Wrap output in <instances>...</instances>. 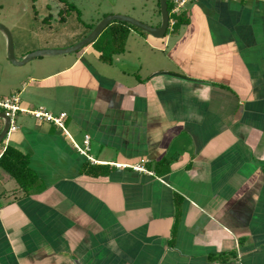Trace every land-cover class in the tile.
<instances>
[{
	"label": "crops",
	"instance_id": "obj_1",
	"mask_svg": "<svg viewBox=\"0 0 264 264\" xmlns=\"http://www.w3.org/2000/svg\"><path fill=\"white\" fill-rule=\"evenodd\" d=\"M31 16L20 61L47 48L22 44L53 19ZM181 18L168 39L138 35L135 65L131 46L109 64L90 45L0 88L67 115L22 113L3 141L19 177L0 162V264H264V0H193Z\"/></svg>",
	"mask_w": 264,
	"mask_h": 264
},
{
	"label": "rangeland",
	"instance_id": "obj_2",
	"mask_svg": "<svg viewBox=\"0 0 264 264\" xmlns=\"http://www.w3.org/2000/svg\"><path fill=\"white\" fill-rule=\"evenodd\" d=\"M156 5H157V0H116V4H113L112 0H0V25L6 27L12 34L14 38V45L16 51V49L19 47V40H20L17 27L22 26L24 24L23 18H28L31 15L35 16L36 14H38V16L39 15L44 16L52 13V18H53L52 20H48L45 23L41 21L39 23V26L41 27L39 28V31H37V28L35 27L36 26L35 22L29 23V25H32V27L29 30L31 36L25 34L27 36L21 38L22 44L25 43L27 44V46H30L32 42V45L39 44L40 46L47 47L44 49H58L55 48L57 47L58 44L63 45L65 44V42L66 44L68 42L69 45H71L68 46V48H70L77 45L79 43L78 40L80 38V37L76 38L74 36L75 39H73L72 35H75L76 33L78 35V33L80 34L81 32L82 33L85 32L86 27H89V25L96 26L101 20H103L107 16H111V15L125 16L140 21L144 24L146 23L151 26L156 25V22L159 21V19L156 16L154 17L155 15L154 8ZM169 5L170 8H172L171 2H169ZM64 6L65 9H63ZM61 9H63V11H61ZM62 16L63 19H61ZM180 17H182V15L177 17L172 16V18H176V21H178L177 19H179ZM130 27H131V33L134 32L137 33V35L133 33V35L127 36L124 35L123 33L122 34L120 33L118 41L120 42L119 44L121 47L119 46L118 49L121 48L124 49L125 46L126 47L131 46L132 49L134 48L135 50L134 49L132 50L133 51L132 57L129 56L127 57V59L120 57V60L129 61L130 64L135 65L138 62L137 56H139L140 54L137 47L138 44L137 42L140 41L138 35L140 34L141 36L146 38L147 34L143 33L141 30L137 28H134L132 26ZM177 27L174 26L172 29L174 31H177L178 30ZM33 29L37 31L34 37L32 36L33 33H35ZM170 34L171 32L169 31L165 39H168ZM160 42H164V41L161 40ZM139 46H140L139 49H141L142 44ZM98 47L99 45L96 47V50L98 51V53H100ZM63 49H67V48H63ZM96 50L95 49L94 51L92 50L95 55L97 54ZM112 50H114V45L109 47V49H105L103 53L107 56H110ZM5 55L7 57V39L4 36V34L0 32V80H1L0 88L1 89H3L4 86H6L5 84L12 85V84H16L17 82L19 84V82L28 79V77L30 76H35L37 78H40L41 76L50 73L52 69L56 68V64L58 63L57 58L60 57V56H49V57L36 59L30 62L28 65L22 68L20 67L22 69L21 72H23L24 74L23 78L20 77V79L18 80L13 79L15 81H12L10 77L4 78V80H2L3 77L6 76L2 72L5 70L7 71V73H9L11 69L12 70L15 69L16 71H19L20 69L17 70L19 67L16 68L13 65H12L13 67H11V65H9V63H7L6 60L4 59ZM113 61L116 62L117 57H114ZM0 112H4V110L0 108ZM21 116L22 113H18V115L15 117L18 127H20L19 125L21 124V120H19Z\"/></svg>",
	"mask_w": 264,
	"mask_h": 264
},
{
	"label": "water",
	"instance_id": "obj_3",
	"mask_svg": "<svg viewBox=\"0 0 264 264\" xmlns=\"http://www.w3.org/2000/svg\"><path fill=\"white\" fill-rule=\"evenodd\" d=\"M159 9H160V25L159 26H151L148 24H144L140 21L132 19L130 17L125 16H117L111 15L107 16L103 20H101L91 31V33L77 45L67 48V49H44L38 50L28 54L23 60H18L15 55V45L14 38L10 31L0 25V32L4 34L7 39V59L13 66L16 67H24L28 65L30 62L44 57L49 56H65L72 55L78 52H81L86 47L92 45L97 39L103 34V32L108 28V26L112 23H124L128 24L134 28L141 30L142 32L156 38V39H164L169 32V21H170V12L168 0H159ZM156 75H164L171 76L172 74L163 72L158 73ZM0 120L4 122V127L2 132L0 133V145L5 140L7 133L10 129L11 120L10 117L5 112H0ZM76 264H81L78 260H75Z\"/></svg>",
	"mask_w": 264,
	"mask_h": 264
},
{
	"label": "built area",
	"instance_id": "obj_4",
	"mask_svg": "<svg viewBox=\"0 0 264 264\" xmlns=\"http://www.w3.org/2000/svg\"><path fill=\"white\" fill-rule=\"evenodd\" d=\"M192 1L193 0H171L172 8L171 11L169 10V31L176 25V21L171 19V16H180L181 14H183L186 10V6ZM0 108L4 110V112L10 117L11 120L10 129L7 133V136H9L11 133L16 132L19 129V127L15 123V117L18 115V113L30 114L39 122L53 123L59 128L64 127V121L67 117L65 113H62L59 116L55 117L50 114L45 108H40L34 111L25 110L20 106V99L16 95L5 101H0ZM7 136L5 138H7ZM3 146L4 145L2 143L0 146V156L6 149V146ZM89 150V138H86L85 148H78V152L84 156H87ZM89 159L91 160V158ZM134 169L138 172L143 170L140 166H135Z\"/></svg>",
	"mask_w": 264,
	"mask_h": 264
},
{
	"label": "trees",
	"instance_id": "obj_5",
	"mask_svg": "<svg viewBox=\"0 0 264 264\" xmlns=\"http://www.w3.org/2000/svg\"><path fill=\"white\" fill-rule=\"evenodd\" d=\"M169 2H171V0H168V5ZM159 5V4H158ZM169 10L171 11L170 5H169ZM182 15V14H181ZM181 22H183V18H179L178 21H176V25L178 23L181 24ZM160 25V24H159ZM158 25V26H159ZM95 25L91 26L89 25V27L85 28V32H83L82 36L79 38V42L84 40L90 33L91 31L94 29ZM130 30L131 27L128 24H124V23H112L108 26V28L103 32V34L97 39V41H95L93 43V45H96L98 47V50L100 51L101 54V59L109 64H112L113 62V58L117 55V54H123L126 51V44L124 45V49H118L120 46V42L118 41L119 38V34L123 33L124 35L129 36L130 35ZM144 33V32H143ZM101 43V44H99ZM114 45V50L111 51V55L107 56L103 53V51L105 49H109V47ZM121 47V46H120ZM18 158V154L12 150V148L7 147L4 151L3 154L0 156V162L4 164V166L7 165V167L9 166V170L10 172H12V174H14L16 177H19V174L16 172V167L12 166V162L13 160H16ZM99 167H106V166H99ZM25 174L26 171L24 172ZM28 176V174H27ZM25 175L26 181H24V185H26V187H30V180L29 178ZM23 184V183H22Z\"/></svg>",
	"mask_w": 264,
	"mask_h": 264
}]
</instances>
